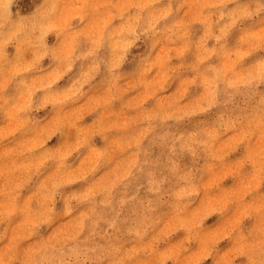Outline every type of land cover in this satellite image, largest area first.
I'll use <instances>...</instances> for the list:
<instances>
[{"label":"rangeland","instance_id":"obj_1","mask_svg":"<svg viewBox=\"0 0 264 264\" xmlns=\"http://www.w3.org/2000/svg\"><path fill=\"white\" fill-rule=\"evenodd\" d=\"M0 264H264V0H0Z\"/></svg>","mask_w":264,"mask_h":264}]
</instances>
